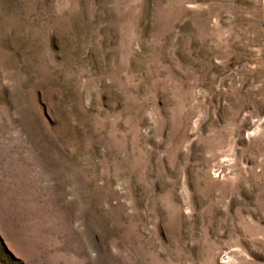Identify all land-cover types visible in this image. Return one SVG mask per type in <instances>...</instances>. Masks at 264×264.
I'll return each instance as SVG.
<instances>
[{"label":"rangeland","instance_id":"374dc122","mask_svg":"<svg viewBox=\"0 0 264 264\" xmlns=\"http://www.w3.org/2000/svg\"><path fill=\"white\" fill-rule=\"evenodd\" d=\"M0 264H264V0H0Z\"/></svg>","mask_w":264,"mask_h":264}]
</instances>
